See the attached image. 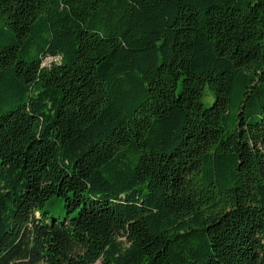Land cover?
Masks as SVG:
<instances>
[{
    "label": "trees",
    "instance_id": "obj_1",
    "mask_svg": "<svg viewBox=\"0 0 264 264\" xmlns=\"http://www.w3.org/2000/svg\"><path fill=\"white\" fill-rule=\"evenodd\" d=\"M0 264H264V0H0Z\"/></svg>",
    "mask_w": 264,
    "mask_h": 264
},
{
    "label": "rangeland",
    "instance_id": "obj_2",
    "mask_svg": "<svg viewBox=\"0 0 264 264\" xmlns=\"http://www.w3.org/2000/svg\"><path fill=\"white\" fill-rule=\"evenodd\" d=\"M49 60H50V59H46V60L44 61V63H48ZM212 101H213V96H212V94H210L209 91H206V94H205V96H204V103H205V105H210V104H212Z\"/></svg>",
    "mask_w": 264,
    "mask_h": 264
}]
</instances>
